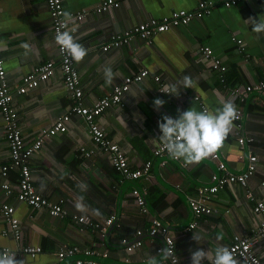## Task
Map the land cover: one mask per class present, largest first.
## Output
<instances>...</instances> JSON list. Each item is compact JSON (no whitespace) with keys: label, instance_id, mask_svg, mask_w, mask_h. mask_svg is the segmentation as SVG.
I'll list each match as a JSON object with an SVG mask.
<instances>
[{"label":"crops","instance_id":"crops-1","mask_svg":"<svg viewBox=\"0 0 264 264\" xmlns=\"http://www.w3.org/2000/svg\"><path fill=\"white\" fill-rule=\"evenodd\" d=\"M200 1H212L215 5L210 13L193 18L186 25L170 27L148 37L126 34L142 22L177 9L196 8ZM95 2L63 0L67 13L87 9L83 19L68 21L69 32L87 49L84 59L75 62L82 101L91 105L126 76L141 68L149 71L148 76L131 84L120 105L107 108L98 117L106 136L124 152L131 168L151 160L149 177L131 179L117 172L109 156L97 149L86 123L73 115L65 132L47 138L25 160L35 190L52 202L61 201L67 215L60 217L44 208H32L16 197L18 168L8 166L12 160L0 113V167L8 166L5 180L12 187L10 194L0 188V201L14 207L13 215L21 229L20 239L11 233L2 234L9 226L0 213V247L10 248L16 254L15 259L23 264H76V258L84 257L82 252L86 248L95 250L94 258L100 262L148 264L150 257L159 260L158 248L163 242L161 237L148 234L155 217L170 228L181 263L190 264V251L214 249L215 237L221 232L224 239L219 243L226 246L235 234L251 235L260 219L253 206L256 200L264 201V92L253 90L245 96H236L231 91L264 82V32H253L250 23L245 22L250 16L264 17V0H245L231 7L224 6L222 0H119L118 6L103 12L93 10ZM113 34L124 35L126 42L103 50L102 46L110 43ZM23 44H28L29 49L25 50ZM202 46L209 47L220 64L226 66L223 73L212 67V60L200 50ZM0 53L19 126L24 141L29 144L42 127L50 126L58 115L68 112L71 103L59 67L47 82H40L24 94L16 91L22 77L35 66L59 61L46 0H0ZM107 67L115 74L110 85L104 79ZM155 74L164 84H176L179 94L159 92ZM185 75L193 79V88L182 87ZM155 98L166 101L158 111L153 106ZM224 101H232L241 110V117L239 126L233 121L222 147L215 152L217 159L210 155L199 163L185 165L179 160L153 155L152 149L160 142L157 121L162 114L175 118L177 109L192 107L201 111V104L214 112ZM237 131L252 137V143L240 146ZM82 148L94 152L86 156ZM249 152L256 155L257 161L247 185H225L207 201L213 212L195 219L188 197L196 195L197 186L211 185L213 173L223 174L218 161L224 162L230 173L245 171ZM81 182L87 184L86 191L78 187ZM133 188L144 195L147 212L143 213L136 204ZM80 196L84 197L86 212L74 207ZM92 209H99L101 215L96 216ZM111 215L115 218L104 238L93 225L76 220L78 216H88L92 222L101 223ZM194 220L198 226L189 230ZM137 230L142 231L140 236ZM193 232L204 235L205 239L197 244L192 239ZM137 239L142 245L128 251L127 243ZM25 245L39 246L41 251L35 256L21 253ZM63 245H74L81 251L60 259L57 252ZM253 250L264 261V238L258 240Z\"/></svg>","mask_w":264,"mask_h":264},{"label":"built area","instance_id":"built-area-1","mask_svg":"<svg viewBox=\"0 0 264 264\" xmlns=\"http://www.w3.org/2000/svg\"><path fill=\"white\" fill-rule=\"evenodd\" d=\"M245 0H222V4L226 7L236 6L238 3ZM119 5V0H96L93 10L95 12L107 11L112 7ZM215 3L212 1H200L196 8L191 10L177 9L172 11L170 14L157 19H151L147 22H142L138 26L127 31V35L132 33H140L142 36H151L156 33L164 32L170 27L182 26L188 24L193 18H200L210 13ZM46 6L51 19V26L54 37L58 31H69L68 21L69 18L81 20L86 16L87 9L83 8L76 12H70L69 17H65L66 12L63 5V0H46ZM127 38L123 35H112L110 43L102 46L103 50H107L110 45L118 46L126 42ZM238 43L241 41L238 39ZM59 53L58 63L54 61L43 62L33 68V70L22 77L21 83L17 87V92L24 94L30 89H33L39 85L40 82H47L53 75L56 67H59L62 73L63 84L68 91L70 98L69 111L58 115L50 126L42 127L35 135L33 141L26 144L24 141L22 131L19 126L18 116L16 108L13 106V93L11 87L8 85L6 80V72L4 68V60L0 53V113L4 123V130L6 136V142L10 148L12 162L8 166H15L18 168V181L16 184L18 200L23 201L30 205L32 208H44L49 214L64 217L67 215V211L62 207L61 201L52 202L51 200L40 195L32 184L31 170L28 164L25 162L30 156H32L37 150H39L52 135L65 132L67 130V124L73 115L80 117L88 127V133L99 151L107 154L110 158L111 165L113 168L122 173L125 177L131 179H138L140 177H149V170L151 167V160H146L137 168H131L128 162L127 156L121 151L120 147L111 142L106 136L105 130L98 122V117L109 107L114 105H120L124 94L130 89L131 84L141 81L144 77L150 73L146 68H141L138 72L130 76H126L123 82L112 86L110 92L102 98L97 99L91 105H85L82 101V87L80 84L79 72L76 68L75 61L67 56L66 53L60 51L57 45ZM201 52L205 57L212 60L211 65L215 70L224 72L226 66L220 64V61L215 58L212 54V50L207 46L200 48ZM156 82H159L158 91L161 92L165 85L160 81L158 74L153 75ZM257 90L264 92V82L260 81L254 84H248L240 86L231 91L233 95L245 96L247 93ZM163 93V92H162ZM195 100H199L198 96L194 97ZM201 110H207L204 104H201ZM238 118L235 119L236 126L240 125L241 110L237 109ZM237 134V141L240 146L244 144L252 143L253 138L247 135ZM86 156H90L93 150H85L82 148ZM152 153L155 156L162 158H171L166 151L162 150V144L159 142L153 149ZM249 160L247 169L241 173H230L227 171L225 163L218 161V168L223 174L220 176L216 173L211 175V185H200L196 188V195H190L188 197L190 207L195 215V219L199 218L201 214H210L213 212V208L207 204V201L212 197L219 189L225 185H231L239 183L242 186L247 185V180L256 168L257 157L252 152H249ZM214 159L218 158L217 153H213ZM172 159V158H171ZM174 160V159H173ZM8 166L3 165L0 167V188L5 194H10L12 187L5 180L8 175ZM136 204L140 207L143 213L147 212V207L144 199V195L138 188L132 189ZM251 197L250 194H248ZM253 211L260 217L256 227L253 229L252 234L249 236H241L235 234L232 238L231 243L228 245L229 249L233 251L236 259L240 260L244 264H264V261L258 256L254 250V245L259 239L264 238V201L256 200L253 206ZM0 213L7 223L9 228L3 229L2 234L6 235L11 233L15 239H20L21 229L19 220L14 217V207L7 203L0 201ZM115 216L111 215L106 218L103 222H92L88 216H78L76 220L85 224L93 225L99 231V236L104 238L111 226ZM198 226V221L194 220L188 226L189 230H192ZM139 236L142 234L141 230L136 232ZM148 234L151 236L161 237L162 245L158 248V252L161 249L168 247L173 248L174 255L164 264H182L180 258L176 254L174 237L171 233L170 228L163 223L159 218H153L151 225L148 228ZM142 245L140 239L134 240L131 243H127L126 249L133 251L135 248H139ZM5 250L12 251L8 247H0V252ZM21 253H26L30 256H35L41 249L39 246L25 245L20 250ZM81 250L74 245H63L57 252V256L62 259L66 256H73ZM84 257L76 258V264H116L111 262H100L94 258L96 254L95 250L84 249ZM16 256V254H15ZM55 264V263H51ZM209 264V262H208Z\"/></svg>","mask_w":264,"mask_h":264},{"label":"clouds","instance_id":"clouds-1","mask_svg":"<svg viewBox=\"0 0 264 264\" xmlns=\"http://www.w3.org/2000/svg\"><path fill=\"white\" fill-rule=\"evenodd\" d=\"M65 17L70 13L65 12ZM246 23H250L252 31L259 34L264 32V17H249ZM55 43L59 46L62 53H66L75 62H81L87 55V49L78 43L69 31H58L54 37ZM25 50L29 49L28 44L21 45ZM27 54V51L26 53ZM114 73L111 67L104 69V79L106 84H111L114 79ZM193 79L185 75L182 80L183 88H193ZM179 87L174 83L165 84L160 90L170 95H178ZM135 95V94H133ZM166 103L164 99L155 98L153 106L159 110ZM178 115L173 118L170 115L162 114L157 121L159 128V140L162 144V150L174 160H179L183 164L199 163L218 151L229 132L232 129L233 121L238 118L237 109L232 101H224L222 105L214 112L208 110L198 111L189 107L186 110L177 109ZM81 191L87 190V184L81 182L78 184ZM84 197L80 196L74 207L77 211L86 212L87 205L84 204ZM96 216H100L99 209H92ZM192 239L199 244L205 239V236L193 232ZM217 244L214 249L204 250L197 248L190 251V264H202L208 260L209 264H240L228 246L219 243L224 239L223 233L215 237ZM159 260L153 256L149 258L148 264H164L173 255V248L165 247L160 250ZM0 264H23V261L15 259V252L5 250L0 252Z\"/></svg>","mask_w":264,"mask_h":264}]
</instances>
